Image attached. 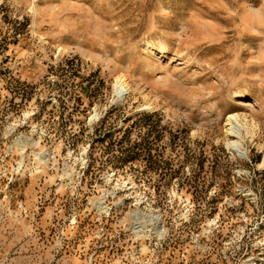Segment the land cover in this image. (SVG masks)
I'll list each match as a JSON object with an SVG mask.
<instances>
[{"label":"rangeland","instance_id":"374dc122","mask_svg":"<svg viewBox=\"0 0 264 264\" xmlns=\"http://www.w3.org/2000/svg\"><path fill=\"white\" fill-rule=\"evenodd\" d=\"M263 161L264 0H0V264H264Z\"/></svg>","mask_w":264,"mask_h":264},{"label":"bare ground","instance_id":"6f19581e","mask_svg":"<svg viewBox=\"0 0 264 264\" xmlns=\"http://www.w3.org/2000/svg\"><path fill=\"white\" fill-rule=\"evenodd\" d=\"M124 76L123 75H119L117 78H116V82H115V92L116 94H120L122 90H124ZM238 94V93H237ZM237 116L236 114H233L231 116H229L228 118V124L230 126V124H232L231 120H233V118L237 119ZM231 122V123H230ZM227 131L230 133H234V129L232 127H229L227 129ZM236 143V140H233L231 142H229V145H235ZM22 149H24V145H22ZM35 155L37 156L38 160L40 162H45L47 160V157H48V154L46 151H43V152H37L35 153ZM260 165H264V161L262 163H260ZM101 204V203H100ZM99 204V205H100ZM101 206V205H100ZM99 208V207H98ZM101 209V208H100ZM104 209V207L102 208ZM136 219L138 220V215L136 214ZM153 222H157L159 220V218L157 216H153L152 219H151ZM158 233L159 235H162L163 231L160 230V228L158 229Z\"/></svg>","mask_w":264,"mask_h":264}]
</instances>
